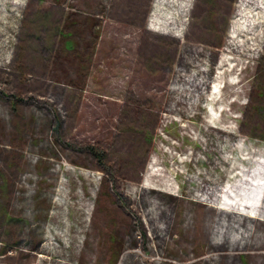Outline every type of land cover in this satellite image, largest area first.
Here are the masks:
<instances>
[{
	"label": "rangeland",
	"instance_id": "374dc122",
	"mask_svg": "<svg viewBox=\"0 0 264 264\" xmlns=\"http://www.w3.org/2000/svg\"><path fill=\"white\" fill-rule=\"evenodd\" d=\"M194 3L0 0V264H264V0Z\"/></svg>",
	"mask_w": 264,
	"mask_h": 264
},
{
	"label": "trees",
	"instance_id": "16d2710c",
	"mask_svg": "<svg viewBox=\"0 0 264 264\" xmlns=\"http://www.w3.org/2000/svg\"><path fill=\"white\" fill-rule=\"evenodd\" d=\"M259 5V4H257ZM261 6V5H260ZM81 16L77 13H72L70 16H69V22L66 23L65 27L67 29H65L64 33H63V37L65 38V48L67 51H77V49L79 48V46L82 45V43H80V41L78 40V34H77V31L75 32L74 30L81 26V27H88L89 25V20H83V18L81 19L80 18ZM74 27H76L74 29ZM95 27V26H92V28ZM74 29V30H73ZM67 30V31H66ZM169 31H166V32H162V33H168ZM89 42H90V39H89ZM86 43V41L84 42ZM83 43V44H84ZM84 49H87V47H85ZM89 51V49H88ZM86 60H89V57H85V56H80V61H77L80 63V65H82V67L80 68L79 71H77V69H75L76 73L79 72V74L81 73L82 74V77L83 75H87V72L89 70V68L87 67L85 61ZM78 63V64H79ZM74 65V64H73ZM201 70V69H200ZM89 73V72H88ZM209 72L206 71V70H202L198 73H196L193 77L194 79L192 80L194 82V88L193 90L195 91L196 93V96L197 97H201L203 96L204 92H205V89L207 88L208 84H209ZM72 83H75L76 80L75 79H71ZM90 151L95 155L97 156L99 159H103L105 157V154L102 152L100 153L99 151H97L94 147H90ZM146 188V187H144ZM155 212L154 210L151 212V215H153V218L155 217ZM234 214V213H233ZM236 215V214H234ZM238 216V215H236ZM254 218V217H252ZM258 219V218H256ZM259 219H262L261 217H259ZM168 227V226H167ZM181 260L185 259V258H180ZM200 259H196L194 260L193 262H198Z\"/></svg>",
	"mask_w": 264,
	"mask_h": 264
},
{
	"label": "crops",
	"instance_id": "0c3cea01",
	"mask_svg": "<svg viewBox=\"0 0 264 264\" xmlns=\"http://www.w3.org/2000/svg\"><path fill=\"white\" fill-rule=\"evenodd\" d=\"M218 137H220L221 138V141L222 140L223 141L221 142V141L218 140L217 149L219 151H222L223 150V146H226L228 144L224 140H226L227 142H228V140L225 137H223L222 135H219ZM233 143H234V145L232 147L235 146L234 149L238 148V146L236 145V143L235 142H233ZM223 158L226 159V157H224V156H223ZM143 187L150 188L149 185H144ZM224 191H225L224 189L218 187V195H217L216 198H214L213 200L205 199V198H199L200 199V202H202V204H204L208 209L210 207H212V208H217V209L222 210L221 212H223V213L230 212L231 214L234 213V214L240 215V216H249V217L259 218V217H256V216H254V215H252V214H250V213H248L246 211H243L240 207L239 208H233L230 205H224L222 203V200H223L222 199L223 198L222 195H224Z\"/></svg>",
	"mask_w": 264,
	"mask_h": 264
},
{
	"label": "flooded vegetation",
	"instance_id": "af4514ba",
	"mask_svg": "<svg viewBox=\"0 0 264 264\" xmlns=\"http://www.w3.org/2000/svg\"><path fill=\"white\" fill-rule=\"evenodd\" d=\"M201 6L198 4V0H195L194 5L192 6L191 12L194 14V12H198L200 10Z\"/></svg>",
	"mask_w": 264,
	"mask_h": 264
}]
</instances>
